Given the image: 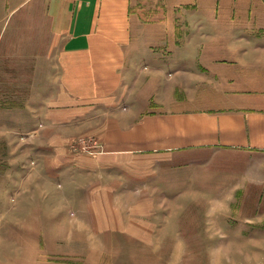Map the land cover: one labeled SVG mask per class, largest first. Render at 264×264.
Instances as JSON below:
<instances>
[{
  "label": "rangeland",
  "instance_id": "374dc122",
  "mask_svg": "<svg viewBox=\"0 0 264 264\" xmlns=\"http://www.w3.org/2000/svg\"><path fill=\"white\" fill-rule=\"evenodd\" d=\"M6 26L0 23V264H264V247L249 235L264 227L263 153L207 151L168 162L134 156L109 170L95 164L117 113L161 110L168 105L155 101L168 98L187 108L212 100L205 81L187 71L195 56L179 66L171 64L177 55L154 49L162 54L152 57L155 65L169 68L150 72L145 63L134 70L139 58L127 54L114 95L74 101L47 70L51 57L4 49ZM64 160L78 166L55 177V161ZM88 208L92 214L83 215ZM174 213L192 246H172L170 237L180 236L169 233Z\"/></svg>",
  "mask_w": 264,
  "mask_h": 264
},
{
  "label": "crops",
  "instance_id": "0c3cea01",
  "mask_svg": "<svg viewBox=\"0 0 264 264\" xmlns=\"http://www.w3.org/2000/svg\"><path fill=\"white\" fill-rule=\"evenodd\" d=\"M1 22L7 24L4 49L51 57L47 70L55 71L56 86L74 101L114 95L127 71V54L139 58L134 70L145 63L150 72L169 68L165 61L155 65L152 57L162 54L154 49L177 55L171 64L179 66L189 65L188 55L196 57L187 71L205 81L212 100L187 108L172 106L176 101L168 98L155 101L168 105L161 110L144 106L117 113L102 133L104 157L97 167L121 168L124 158L134 156L168 162L207 151L264 154V0H0ZM76 166L55 161V177L73 174ZM99 211L111 215L109 208ZM178 216L167 220L169 233H180L177 240L170 237L172 246H192ZM258 216L264 221L263 210ZM249 230L264 247V227Z\"/></svg>",
  "mask_w": 264,
  "mask_h": 264
}]
</instances>
